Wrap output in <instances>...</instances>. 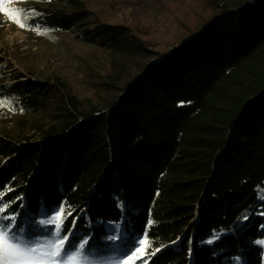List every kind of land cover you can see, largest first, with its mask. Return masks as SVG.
<instances>
[{
	"label": "trees",
	"instance_id": "1",
	"mask_svg": "<svg viewBox=\"0 0 264 264\" xmlns=\"http://www.w3.org/2000/svg\"><path fill=\"white\" fill-rule=\"evenodd\" d=\"M45 1L30 28L73 32L109 66L90 96L0 72V100L20 112L0 126V206L33 238L63 206L62 234L97 257L141 235L147 264H264V0H207L171 40L84 0ZM122 220L125 239L107 228Z\"/></svg>",
	"mask_w": 264,
	"mask_h": 264
},
{
	"label": "rangeland",
	"instance_id": "2",
	"mask_svg": "<svg viewBox=\"0 0 264 264\" xmlns=\"http://www.w3.org/2000/svg\"><path fill=\"white\" fill-rule=\"evenodd\" d=\"M88 7L113 22L140 20L148 33L157 39H173L185 26L197 19V12L207 0H84ZM55 5L45 0H0V72L10 84L17 75L22 80L30 77L63 76L71 81L80 96L94 95L95 80L109 66L105 50L85 43L73 32L32 29L27 20L36 12L35 6ZM7 9V11H5ZM18 15L21 27L10 16ZM194 25V24H193ZM191 25V26H193ZM20 114V112H19ZM8 101L0 100V126L9 125L19 116ZM264 190L259 188L258 193ZM264 194V193H262ZM123 206V205H122ZM55 215V214H54ZM120 239L128 235L123 220L107 225ZM63 235V234H62ZM38 237L35 239H46ZM138 241L144 239L136 235ZM148 241V240H147ZM120 240L114 241L118 247ZM149 250V249H148ZM126 249L110 257L87 254L90 264H120ZM147 256L142 257V260ZM137 260L135 264H139Z\"/></svg>",
	"mask_w": 264,
	"mask_h": 264
},
{
	"label": "snow or ice",
	"instance_id": "3",
	"mask_svg": "<svg viewBox=\"0 0 264 264\" xmlns=\"http://www.w3.org/2000/svg\"><path fill=\"white\" fill-rule=\"evenodd\" d=\"M10 16L20 23L21 27L25 26L18 15L10 13ZM262 193L264 190L258 193L260 200H264ZM4 195L6 193H0V200ZM10 208L11 204L6 202L0 206V264H90L85 251L88 241H83L78 246L71 245L69 240L71 229L62 235L64 221L67 218L63 206L57 210L55 215L39 222L41 225H51V228L47 229L46 239H35L24 228H21L17 221V215L9 213ZM70 214V212L67 213V215ZM260 215L264 216V212H261ZM238 219L247 220L248 212L242 213ZM72 224L74 227L75 220L72 221ZM222 233L223 229L214 233L206 243H213L219 239ZM255 243L264 246V240H257ZM149 248L150 244L147 239H140L136 246L125 254L120 264H135L137 260H141L142 264H147V260H142V257L149 255ZM159 250V248L154 249L150 254L154 255Z\"/></svg>",
	"mask_w": 264,
	"mask_h": 264
}]
</instances>
